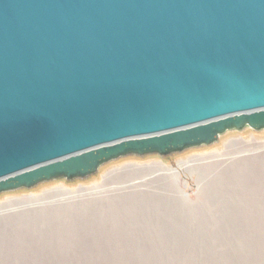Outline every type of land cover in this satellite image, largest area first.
I'll list each match as a JSON object with an SVG mask.
<instances>
[{
    "label": "water",
    "instance_id": "1",
    "mask_svg": "<svg viewBox=\"0 0 264 264\" xmlns=\"http://www.w3.org/2000/svg\"><path fill=\"white\" fill-rule=\"evenodd\" d=\"M264 132V0H0V194Z\"/></svg>",
    "mask_w": 264,
    "mask_h": 264
},
{
    "label": "rangeland",
    "instance_id": "2",
    "mask_svg": "<svg viewBox=\"0 0 264 264\" xmlns=\"http://www.w3.org/2000/svg\"><path fill=\"white\" fill-rule=\"evenodd\" d=\"M0 264H264V132L0 194Z\"/></svg>",
    "mask_w": 264,
    "mask_h": 264
},
{
    "label": "bare ground",
    "instance_id": "3",
    "mask_svg": "<svg viewBox=\"0 0 264 264\" xmlns=\"http://www.w3.org/2000/svg\"><path fill=\"white\" fill-rule=\"evenodd\" d=\"M180 168H182V167H184V165H181V166H179ZM151 168V167H150ZM149 168V169H150ZM151 170V169H150ZM145 171V170H144ZM152 171V170H151ZM155 171V170H154ZM146 172V171H145ZM149 172V171H148ZM151 173V172H150ZM152 173H154V172H152Z\"/></svg>",
    "mask_w": 264,
    "mask_h": 264
}]
</instances>
